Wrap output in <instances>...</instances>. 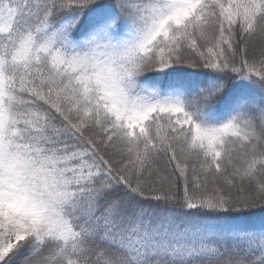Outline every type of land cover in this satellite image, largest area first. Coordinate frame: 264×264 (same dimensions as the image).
<instances>
[{"label":"snow or ice","instance_id":"snow-or-ice-1","mask_svg":"<svg viewBox=\"0 0 264 264\" xmlns=\"http://www.w3.org/2000/svg\"><path fill=\"white\" fill-rule=\"evenodd\" d=\"M0 264H264V0H0Z\"/></svg>","mask_w":264,"mask_h":264}]
</instances>
